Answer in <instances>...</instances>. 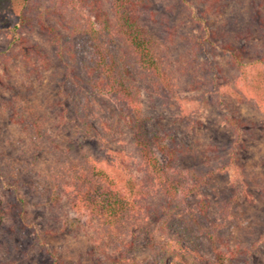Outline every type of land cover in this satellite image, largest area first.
<instances>
[{"label":"rangeland","instance_id":"1","mask_svg":"<svg viewBox=\"0 0 264 264\" xmlns=\"http://www.w3.org/2000/svg\"><path fill=\"white\" fill-rule=\"evenodd\" d=\"M49 1L31 6L30 16L34 19L23 29L22 37L43 52L50 67L36 72L16 53L11 61L0 65V167L14 179L25 182L32 175L36 180V187L22 185L20 189L27 208L24 222L31 228L12 235L9 226L8 231H0V264H130L122 261L123 257L144 263L149 234L159 241L165 239L156 208L147 211L150 219L146 227L134 222L124 228L120 240L110 243L87 217L69 206L66 198L56 202L48 198L50 190L59 191L60 181L52 178L51 172L58 161L62 163L60 155L67 163H82L89 156L119 181L130 180L133 184L144 177L138 167L139 157L117 132L123 120L115 104L87 85L83 73L80 76L86 82L82 86L63 80L64 65L56 57L58 48L39 21ZM260 1L142 0L137 6L138 20L155 38L156 58L169 78L167 85L162 81L164 76L155 80L145 78L141 71L134 73L149 127L177 151L188 187L196 185L201 174L208 176L209 183L198 193L186 191L176 201L196 215L202 214L201 206L204 208L200 223L204 229L191 231L205 259L202 264L213 260L206 231L213 232L215 226L224 224L216 230L224 233L227 244L221 246L226 253L225 264H264V109L254 101L239 102L225 95L224 88L242 89L230 57L223 53L226 44L234 43L247 49V61L264 55V27L259 26L263 25L264 2ZM6 14L0 12V21ZM57 22L55 18L49 20L59 26ZM70 42L80 67H95L96 57L88 37L77 36ZM6 44V36L0 32V52L5 51ZM79 110L102 141L78 131L83 126L76 113ZM228 118L238 120L243 134L237 144L238 133ZM35 122L40 124L39 133ZM234 145L240 172L234 166L225 168ZM158 158L167 163L160 152ZM34 161L36 170H31ZM161 202L160 196L148 206L158 207L154 204ZM228 212L234 220L224 223L223 216Z\"/></svg>","mask_w":264,"mask_h":264},{"label":"trees","instance_id":"2","mask_svg":"<svg viewBox=\"0 0 264 264\" xmlns=\"http://www.w3.org/2000/svg\"><path fill=\"white\" fill-rule=\"evenodd\" d=\"M40 1L42 0H0V12L8 13L0 21V32L7 38L5 51L0 52V65H5L11 61L12 56L19 54L23 63L36 72L50 67L43 52L22 37L23 29L34 19L30 16L31 6ZM141 5L142 0H50L46 10L41 12L39 21L51 35L52 42L58 48L56 57L64 65V73L61 72L63 80L76 86H82L87 81V85L98 95L105 96L115 104L118 116L123 120L117 132L124 136L122 138L127 140L129 149L139 157L138 167L144 174L142 180L133 184L130 180L123 182L94 163L89 156L84 157L85 161L82 163H67L60 155L62 163L58 161V166L51 172V177H57L60 181L57 184L59 191L50 190L48 198L53 202L66 198L69 206L76 213L87 217L92 227H96L110 243L120 240L124 228L131 227L134 222L141 228L146 227V222L150 219L147 211L156 208V215L161 221L159 229L165 239L156 240L146 230V236L149 234L151 238L145 247L148 250L147 260L142 263L123 257L122 261L130 264H202L205 259L200 256L196 243L191 238V231L204 229L200 224L204 208L201 206L202 214L196 215L191 208L182 209L176 201L186 191L198 193L204 184L209 183L208 176L201 174L196 185L188 187L189 180L181 169L177 151L170 149L163 143V138L149 127L148 117L140 101L138 78L134 73L138 70L145 78L155 80L164 76L162 81L167 85L169 78L165 75L160 59L156 58L155 38L138 20L137 6ZM51 18H55L59 26L50 24ZM259 26L264 27V20L263 25ZM77 36H87L91 41L96 57L95 67L86 66L83 69L76 61L75 48L70 40ZM7 50L11 51L10 55ZM223 53L230 57L242 89L238 92L224 88L225 95L235 97L239 102L254 101L256 106L264 109V55L247 61V49L234 43L226 44ZM82 73L88 80L85 81L80 76ZM57 79L58 75L55 77ZM224 86L226 85L219 86L218 89ZM76 113L83 124L78 131L102 141L100 133L88 122L85 113L80 110ZM18 116L26 119L24 115ZM228 119L238 133L237 144L243 135L238 120ZM33 125L39 133L40 124L35 122ZM105 129L106 132L110 131L107 127ZM48 138L50 144L56 146L52 137ZM57 149L60 151L61 145ZM235 150L234 145L231 161L225 168L234 166L240 172ZM61 152L64 156V150ZM159 152L167 158L166 164L158 158ZM33 164L34 168L31 170H36L35 161ZM25 179V182L22 178L14 179L0 167V231H8L9 226L11 235L15 232H27L31 228L24 222L27 208L20 189L22 185L36 187V180L32 175ZM160 196L163 198L161 205L154 204L158 207L153 208L148 206L151 200ZM223 218L224 223L234 220L230 212ZM224 225L215 226L213 232L206 231L213 252V260H209L208 264H225L226 253L221 246L227 244L224 233L216 230ZM186 240L190 246L185 244ZM193 244L196 247L194 249Z\"/></svg>","mask_w":264,"mask_h":264}]
</instances>
